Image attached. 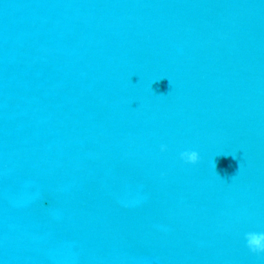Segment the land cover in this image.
I'll return each instance as SVG.
<instances>
[{"label":"water","instance_id":"95a60500","mask_svg":"<svg viewBox=\"0 0 264 264\" xmlns=\"http://www.w3.org/2000/svg\"><path fill=\"white\" fill-rule=\"evenodd\" d=\"M253 233L264 0H0V264H264Z\"/></svg>","mask_w":264,"mask_h":264},{"label":"clouds","instance_id":"9594fccd","mask_svg":"<svg viewBox=\"0 0 264 264\" xmlns=\"http://www.w3.org/2000/svg\"><path fill=\"white\" fill-rule=\"evenodd\" d=\"M165 150V146H161V151ZM187 157L184 161L188 164H196L198 162V153L196 151H184L180 154V158L183 159ZM247 247L253 253L264 252V234H248L247 236Z\"/></svg>","mask_w":264,"mask_h":264}]
</instances>
